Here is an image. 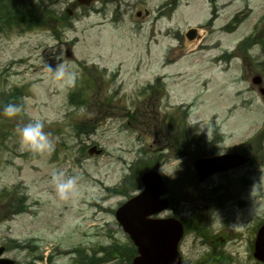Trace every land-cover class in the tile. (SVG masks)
<instances>
[{"label":"rangeland","instance_id":"1","mask_svg":"<svg viewBox=\"0 0 264 264\" xmlns=\"http://www.w3.org/2000/svg\"><path fill=\"white\" fill-rule=\"evenodd\" d=\"M76 1L26 0L22 15L31 6L46 18L29 31L5 25L0 11V104L13 90L24 95L16 117L0 107L4 257L85 264L94 255L129 264L133 246L115 212L152 167L169 182L172 209L161 216L177 212L187 228L185 264H260L252 246L264 223V97L252 79L260 75L264 88V0L246 9L238 0H121L118 18L117 2L104 18L75 9ZM145 8L151 15L136 19ZM190 27L203 37L189 43L182 31ZM245 34L248 48L239 45ZM166 49V64L180 62L163 67ZM62 62L71 75L57 79ZM157 75L169 77L152 89ZM32 118L51 133L50 153L20 145L17 125ZM92 146L102 154L90 156ZM242 152L246 165L198 180L199 157ZM56 170L80 177L75 195L56 194Z\"/></svg>","mask_w":264,"mask_h":264},{"label":"water","instance_id":"2","mask_svg":"<svg viewBox=\"0 0 264 264\" xmlns=\"http://www.w3.org/2000/svg\"><path fill=\"white\" fill-rule=\"evenodd\" d=\"M195 30L187 34L189 39L195 37ZM255 82H260L259 78ZM244 159L235 155H225L210 159H200L195 167L200 181L209 176L235 168L244 163ZM145 184L143 192L130 199L116 212L117 220L130 235L138 247L140 257L134 264H181L177 245L182 236V225L175 220L150 219L168 206L160 197L166 192L162 176L156 171H148L142 176ZM256 256L264 261V226L257 239ZM4 248H0V256ZM0 264H14L13 261L0 259Z\"/></svg>","mask_w":264,"mask_h":264},{"label":"clouds","instance_id":"3","mask_svg":"<svg viewBox=\"0 0 264 264\" xmlns=\"http://www.w3.org/2000/svg\"><path fill=\"white\" fill-rule=\"evenodd\" d=\"M51 70V69H50ZM52 71V70H51ZM57 79L71 75L66 65L62 62L54 71ZM24 110L23 103L10 101L3 105V115L9 118L16 117ZM17 135L20 145L34 153H50L54 149V140L46 129L45 122L40 118H32L17 125ZM80 177L76 174H66L62 170L52 173V183L56 194L61 199H68L76 194Z\"/></svg>","mask_w":264,"mask_h":264},{"label":"trees","instance_id":"4","mask_svg":"<svg viewBox=\"0 0 264 264\" xmlns=\"http://www.w3.org/2000/svg\"><path fill=\"white\" fill-rule=\"evenodd\" d=\"M133 183H134V184H132V186H133L134 188H139L138 178H136V179L133 181ZM98 261H100V260H98ZM98 263H100V262H97L96 259H94V260H86V262H85V264H98Z\"/></svg>","mask_w":264,"mask_h":264},{"label":"flooded vegetation","instance_id":"5","mask_svg":"<svg viewBox=\"0 0 264 264\" xmlns=\"http://www.w3.org/2000/svg\"><path fill=\"white\" fill-rule=\"evenodd\" d=\"M116 2H118V1H116ZM117 5H118V4H117ZM117 7H119V5H118ZM212 262H213V263H217V264H219L218 262H216V261H214V260H213V261L210 260V261H208V262H205L204 264H206V263H212Z\"/></svg>","mask_w":264,"mask_h":264}]
</instances>
